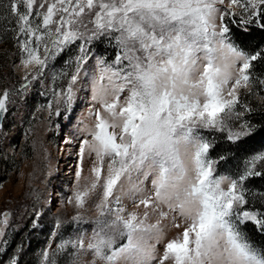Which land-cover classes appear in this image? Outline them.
Segmentation results:
<instances>
[{"label":"snow or ice","instance_id":"snow-or-ice-1","mask_svg":"<svg viewBox=\"0 0 264 264\" xmlns=\"http://www.w3.org/2000/svg\"><path fill=\"white\" fill-rule=\"evenodd\" d=\"M223 3L224 0L0 2V7L15 15L18 30L25 37L21 42L27 55L25 67L35 63L42 70L68 45L83 41L77 44L79 54L74 61H68L69 65L74 63L75 71L62 94L66 126L73 121V85L89 59L87 46L94 39L110 36L123 53L116 56L115 63L128 62L114 70L103 58L97 59L101 75L99 81L93 82L92 99L100 104L101 111L94 113V126L84 129L90 139L79 143L81 164L86 153L95 161L90 190L102 187V199L96 204L99 215L93 221L95 227L87 249L104 264H153L157 259L156 244L163 238L157 225H146L135 212L124 215L121 195L113 197L114 190L129 196L134 204L139 197L137 207L167 206L178 214L173 216L176 228L181 227L177 220L184 221L182 233L164 246L159 264H264V249L252 244L241 228L251 222L264 232V212L242 207L248 203L245 181L264 179V172L256 169L257 161L264 162V151H260L264 149V119H245L238 129L229 123L239 119L242 108L247 110L240 103L238 91L247 87L252 62L264 58V50L250 55L231 42L233 21L227 19L230 13L217 7ZM238 3L231 0L233 5ZM242 7L247 19L236 21L243 29L239 38L250 36L249 25L264 32V0H244ZM88 24L94 27L89 29ZM41 45L43 58L39 54ZM40 74L38 70L35 75ZM105 78L107 84L102 83ZM259 83L264 84V79ZM60 95L53 90L57 104L61 103ZM8 96L5 91L0 97V117L7 112ZM47 107H53L51 101ZM55 115L61 117L59 107ZM203 130L209 134L226 132L227 151L255 142L252 151L258 154L251 157V166L246 163L237 178L214 175L217 161L209 152L214 150L215 139H208ZM225 158L219 154L220 160ZM81 172L78 165L77 179ZM122 177H127L130 184L126 193L123 185L117 188ZM149 180L152 195H146L145 182ZM88 194L89 190L75 193L78 207L84 206ZM8 215L5 213V224ZM147 215L145 212V218ZM160 215L167 213L161 211ZM81 220L79 215L73 217L74 222ZM56 227H60L59 223ZM125 237L127 243L115 247L117 238ZM69 244L73 249H83V235L62 242L59 249ZM77 259L78 254L72 264ZM43 264H56L47 251L43 252Z\"/></svg>","mask_w":264,"mask_h":264},{"label":"rangeland","instance_id":"rangeland-1","mask_svg":"<svg viewBox=\"0 0 264 264\" xmlns=\"http://www.w3.org/2000/svg\"><path fill=\"white\" fill-rule=\"evenodd\" d=\"M243 2L244 0H239L238 4L233 5L231 0H224V3L218 4L217 7L230 13L227 19L233 21L231 25L241 28L236 21L241 18L247 19V12L242 7ZM23 10V6H21V11ZM13 15L10 20V28L7 31L0 29V97L5 91L9 93L7 112L4 113L2 126H0V247L4 228L13 217L12 208L27 198L28 202L35 201L37 203L40 213L48 209L51 214L56 216L54 228L51 230V238L45 248L50 259L54 258L57 253L66 252L71 263L78 254L79 259L76 260V264H93V261L95 264H104L87 249V244L92 237V229L95 227L93 221L99 215L96 204L102 199V187L98 186L95 191L90 190L91 182L94 179L91 168L95 161L94 157L89 158L86 153L81 164L79 143L82 139H90L84 129L94 126V113L101 111L100 104L92 99L93 82L99 81L101 75L97 59L103 58L106 65H111L114 70L127 65L128 62L125 60L122 61V64L115 63L116 56L123 55V53L110 36L94 39L87 46L89 59L84 62L81 75L78 76L77 83L73 85L75 93L73 121L70 126H66L67 122L63 119L65 108L62 103V94L67 88L71 73L75 71L74 63L69 65L68 61L70 59L74 61L75 55L79 54L77 44L83 41L68 45L55 59L49 60L42 70L35 63L25 67L23 61L27 55L21 47V42L25 37L19 32V25ZM233 15L235 19H233ZM53 19L56 20L58 17ZM84 19L87 23L89 19L87 14ZM91 19L94 20L95 17L92 16ZM88 27L91 29L94 25L88 24ZM88 34L90 35L91 32ZM48 47L52 48L51 41H48ZM39 54L43 58V45L40 46ZM8 61H10L11 69L10 79L12 82L17 81V87L13 90L5 87L10 82L2 77V73L5 71L3 65ZM38 70L41 74L35 75ZM61 73H67V75L62 76ZM102 83L107 84V78ZM25 84L27 87H24ZM53 90L61 94L58 98L61 101L60 104H57V100L53 99ZM126 95L127 89L121 94V103ZM238 95L241 105L246 106L247 110L242 108L239 119L229 122L235 129H238L239 125L244 122L251 102L255 101L257 105H264V92L258 93L252 90L250 80L247 87L239 89ZM50 101L53 105L51 109L47 107ZM57 107L60 108L61 117L55 115ZM203 134L208 139H215V142L221 143V146L217 147H223L225 143H229L226 141V132H211L209 134L208 130H203ZM260 151H264V149ZM256 154L258 153L254 152L250 155L249 161ZM209 155L212 159H216L210 152ZM262 164L264 162L257 161L256 168ZM78 165L82 168L79 179L75 175ZM249 166H251L250 162ZM241 172L243 171L238 173ZM214 175H226L231 178L238 176V174L225 169H222L221 172H214ZM136 182L138 181L134 175L133 183ZM121 185H123V192H128L130 184L127 177H122L117 188L119 189ZM145 187L146 195H152L150 180L145 182ZM224 187L227 188V183ZM85 190H89V194L85 197L84 206L78 207L75 203V193ZM117 194L121 195L120 206L125 209L124 215L135 212L146 225H157L162 231L163 238L159 244H156L157 259L153 261V264H159L164 246L169 240L182 233L184 221L177 220L176 223H180L181 227L176 228L173 216L178 214L170 212L167 206H152L145 209L142 205L136 206L139 197L136 198V204H134L129 196L114 190L113 197ZM69 200L72 202L69 203ZM111 207L115 208V203H112ZM246 210L259 211L257 209ZM161 211L167 215L161 216ZM145 212L148 213L147 218L144 216ZM4 213H9L6 224L3 222L5 220ZM77 215L82 217L79 223L73 221V217ZM58 223L59 228L56 227ZM81 235L84 237L83 249H73L71 244L63 250L59 249L62 242L74 241ZM125 243H127L126 237L117 238L115 247H120ZM152 243L155 242L152 241ZM41 264H43V260Z\"/></svg>","mask_w":264,"mask_h":264},{"label":"trees","instance_id":"trees-1","mask_svg":"<svg viewBox=\"0 0 264 264\" xmlns=\"http://www.w3.org/2000/svg\"><path fill=\"white\" fill-rule=\"evenodd\" d=\"M0 2L7 3L8 0H0ZM11 16L12 14H9L6 8L0 7L1 30L7 31L10 28ZM249 29L251 30L250 36L242 40L239 37L243 29L230 25L229 35L232 43L251 55L264 50V32L256 30L255 25H249ZM252 63L254 67L249 69L252 90L262 93L264 92V84H260L259 80L264 79V58ZM3 67L5 71L2 73V77L10 82L5 87L13 90L17 87V81L12 82L10 79V61L5 63ZM244 119L250 122L264 119V105H257L255 101L251 102ZM217 146H221V143L215 142L214 150L210 149V154L217 161L215 172H221L222 169H225L237 175L239 171L244 170L246 163L249 166L248 158L254 153L252 148L256 147V144L252 142L240 150L233 149L232 151H227L229 143H225L223 147ZM219 154H224L226 158L220 160ZM256 169L264 172L262 165ZM245 189L248 203L242 207L264 212V199H262L264 196V179L249 178L248 181H245ZM11 211L13 217L7 223L2 234L0 264H13V261L15 264H41L43 252L51 238V230L54 228L56 216L51 214L48 209L40 213L37 203L35 201L28 202L27 198L25 201L17 203ZM241 228L252 244L264 249V232L254 228L251 222H246ZM54 259L56 264H72L66 252L57 253Z\"/></svg>","mask_w":264,"mask_h":264},{"label":"water","instance_id":"water-1","mask_svg":"<svg viewBox=\"0 0 264 264\" xmlns=\"http://www.w3.org/2000/svg\"><path fill=\"white\" fill-rule=\"evenodd\" d=\"M3 117H4V114H3V116H2V117H0V122H2V120H3ZM4 215H5V213H4Z\"/></svg>","mask_w":264,"mask_h":264}]
</instances>
